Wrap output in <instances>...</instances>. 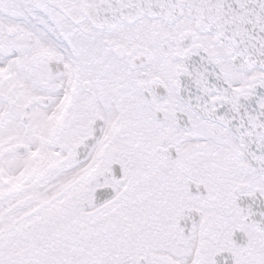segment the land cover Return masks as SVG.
I'll return each mask as SVG.
<instances>
[{"label":"snow or ice","instance_id":"snow-or-ice-1","mask_svg":"<svg viewBox=\"0 0 264 264\" xmlns=\"http://www.w3.org/2000/svg\"><path fill=\"white\" fill-rule=\"evenodd\" d=\"M0 264H264V0H0Z\"/></svg>","mask_w":264,"mask_h":264}]
</instances>
